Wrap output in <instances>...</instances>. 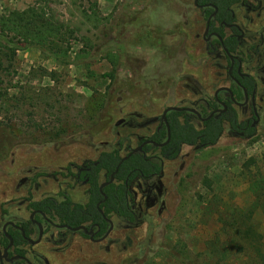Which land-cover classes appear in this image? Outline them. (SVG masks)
I'll list each match as a JSON object with an SVG mask.
<instances>
[{
	"label": "rangeland",
	"instance_id": "rangeland-1",
	"mask_svg": "<svg viewBox=\"0 0 264 264\" xmlns=\"http://www.w3.org/2000/svg\"><path fill=\"white\" fill-rule=\"evenodd\" d=\"M39 1L0 0V12ZM167 1L49 0L68 30V57L57 60L37 47L14 55L0 50V236L5 221L29 220L32 202L68 196L86 203L87 188L76 182L79 167L104 152L124 156L152 132L153 126L138 124L161 109L146 100L148 86L162 89L169 72L159 31L168 19L178 21V7L165 10ZM201 76L204 85L212 82L211 68L204 65ZM261 105L263 119L253 136L226 130L216 144L184 146L178 159L165 163L157 191L166 203L162 215L160 203L149 201L147 187L141 190L136 181L130 187L135 224L113 216L102 244L47 227L38 245L22 246L28 261L264 264L239 252L247 247V222L239 228L227 224L252 208L249 226L264 235V210L251 190L264 179V100ZM32 231L36 239L37 228Z\"/></svg>",
	"mask_w": 264,
	"mask_h": 264
},
{
	"label": "flooded vegetation",
	"instance_id": "flooded-vegetation-1",
	"mask_svg": "<svg viewBox=\"0 0 264 264\" xmlns=\"http://www.w3.org/2000/svg\"><path fill=\"white\" fill-rule=\"evenodd\" d=\"M165 4V10L168 11L173 9V4L178 7V21L172 22L168 19L167 24L159 31L164 41L162 56L166 58L165 61L162 60V63L164 66L168 65L169 72L162 89L158 90L150 85L147 88L149 98L146 101L154 107L161 105V109L142 124H138V127L153 126L154 128L137 146L139 147L147 141L159 144L156 146L152 142L148 143L137 153L147 161H158L160 171L150 172L148 176L141 174L140 177L129 183L130 173L125 180L129 191H131V185L136 181L142 183L141 190L143 185L147 187L144 195L149 201L160 203L159 215H162L166 208L165 201L160 199V195L157 194V191L161 190L160 181L165 176V163L178 159L184 146L204 147L217 143L210 142L207 143L208 145L202 143V135L198 137L197 144H182L177 158H165L162 155V149L168 146L172 140V127L176 126L177 122L185 125L189 121L200 132L207 129L206 123L220 122L223 127L220 137L226 130L239 137H251L263 119L261 104L264 100L262 85L264 82V0H168ZM141 27H145V25L141 24ZM204 65L210 67L213 73L212 82L207 85L203 84L201 78ZM166 111V119H164ZM150 120H154V122L142 126ZM232 121L237 122L235 127L231 125ZM154 137L163 141L157 142ZM169 137V142L161 146L168 141ZM135 148L121 156V159L129 155ZM100 157L101 154L96 160L86 162L79 167L76 173V182L87 188L86 203H76L68 196H63V199L57 198L59 202L70 199L73 206L88 204L89 184L86 176L83 175L91 172L92 167L98 165ZM102 173L105 174L106 180V173L102 171L100 182ZM105 180L101 182V185L106 182ZM102 197L96 204V208L109 227L103 229V225L100 223L91 222L79 225L86 226L90 231L89 234H86L84 230L72 231L68 228L58 227L57 225L68 224L61 223L57 214L54 213L52 216L40 209H30L31 213L27 222L5 221L0 236L2 238L0 241L1 254L4 256V251L8 247L9 250L7 259L1 258L0 255V264H32L28 261L25 248L22 246L38 245L43 240L47 227L79 234L93 244L104 243L111 226L107 219H110L114 225L112 217L116 215L113 214L109 218L100 208L107 200L103 194ZM133 213L137 222L138 216L134 208ZM39 223L44 227V235L39 243H31L29 239L36 241L39 237ZM33 228L38 230L36 239L32 238ZM27 231L30 233L29 236H27ZM12 232L21 233L23 241L19 245L11 234ZM3 235L9 240L6 245L2 244ZM10 237L13 239L11 246H9L11 244ZM17 249L24 255L18 254ZM16 256L25 259L14 258Z\"/></svg>",
	"mask_w": 264,
	"mask_h": 264
},
{
	"label": "trees",
	"instance_id": "trees-1",
	"mask_svg": "<svg viewBox=\"0 0 264 264\" xmlns=\"http://www.w3.org/2000/svg\"><path fill=\"white\" fill-rule=\"evenodd\" d=\"M84 17L86 19L90 18L89 21H92V16L85 12ZM95 26L97 25L95 24ZM66 32L68 30H66L65 22L61 21L49 7V0H40L25 10H14L9 13L0 12V50L12 55L19 50L37 47L49 52L57 60L67 58L70 47L66 46L68 41ZM69 32L73 33L72 31ZM1 62L0 66H2ZM111 76L113 78L114 75ZM231 125L235 127L237 122L232 121ZM206 126L207 129L198 132L189 121L185 125L177 122L176 126L172 127V140L168 146L162 149V155L168 159H175L180 154L182 144H197L198 137L202 135V143H216L223 130L221 123L213 124L211 121L206 123ZM154 139L157 142L163 141L155 137ZM120 159L121 155L117 150L104 152L98 160V165L93 166L91 172L83 175L86 176L89 184L90 198L87 205L77 204L73 206L70 199L59 202L57 198L48 197L41 201L30 203V209H40L52 216L55 213L61 223H66L72 227H77L84 222L100 223L103 225V229L109 227V224L96 208L98 201L103 198L99 190L101 185L99 178L103 171L106 173L105 181H109ZM153 171H160V163L158 161H147L138 153L131 156L120 166L118 173L115 175V182L104 187L103 192L107 195V200L103 202L100 208L104 210L109 218L114 214L125 223L135 224L136 218L131 205V191L128 190L125 180L130 173L129 183L140 177L141 174L148 176ZM251 190L255 195V203L264 210V179L253 183ZM84 212H87V214H84ZM254 214V209L250 208L244 216L235 217L233 221H229L227 224L239 228V226L247 222V229L243 239L247 247H241L239 252L247 253V257L253 260L261 257V263H263L264 235L249 226ZM11 234L18 245L23 241L20 232H12ZM29 234L27 231V236ZM3 238L2 244L6 245L9 240L5 235H3ZM1 240L2 238H0ZM17 253L24 255L19 249H17Z\"/></svg>",
	"mask_w": 264,
	"mask_h": 264
},
{
	"label": "water",
	"instance_id": "water-1",
	"mask_svg": "<svg viewBox=\"0 0 264 264\" xmlns=\"http://www.w3.org/2000/svg\"><path fill=\"white\" fill-rule=\"evenodd\" d=\"M172 109L180 110L179 108H172ZM166 113H167V111L165 112V114H164V116H163L164 119H166ZM124 122H125V119H121L120 121H118V122L116 123V126H119V125H121V124L124 123ZM153 122H154V120L147 121V122H145L142 126H147V125H149V124H151V123H153ZM169 140H170V137H169L168 141L165 142L164 144H162L161 146L166 145V144L169 142ZM151 142H152V141H147V142L143 143L141 146L135 148V149H134L129 155H127V156H125V157H123V158L121 159V161L119 162V164L116 166L115 171L111 174V178H110V180L104 182V183L101 185V187H100V191H101V193L104 195V198H105V199L107 198V196L104 194L103 189H104L105 186H107V185H109V184H111V183H113V182L115 181V175L118 173L119 168H120V166L122 165V163L125 162L126 160H128L133 154H135V153L141 151L144 145H146V144H148V143H151ZM152 143L155 144L156 146H159V144H157V143H155V142H152ZM102 214L104 215L103 212H102ZM106 219H107V218H106ZM107 220L111 223V226H110V229H109L108 233L106 234V236H108V235L110 234V232L113 230V227H114L113 222H112L110 219H107ZM38 226H39V229H40L39 237H38V239H37L36 241H33V240L29 239V242H31V243H39V242L41 241L43 235H44V227H43V225H42L41 223H39ZM57 226L60 227V228H68V229H70V230H72V231H80V230H84L86 234H89V233H90V231L88 230V228H87L86 226H79V227H76V228L69 227L68 225H57ZM10 239H11V244H10L9 246H11V245L13 244V239H12L11 237H10ZM8 250H9V247L5 249V251H4V256L1 254V250H0L1 258L4 257L5 259H7ZM14 258L25 259L24 257H20V256H16V257H14Z\"/></svg>",
	"mask_w": 264,
	"mask_h": 264
}]
</instances>
